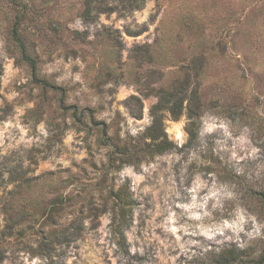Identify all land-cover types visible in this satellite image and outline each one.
<instances>
[{
	"label": "rangeland",
	"instance_id": "rangeland-1",
	"mask_svg": "<svg viewBox=\"0 0 264 264\" xmlns=\"http://www.w3.org/2000/svg\"><path fill=\"white\" fill-rule=\"evenodd\" d=\"M105 2L26 13L38 78L57 90L20 58L0 0V264H208L231 247H252L250 262L264 238V0ZM178 85L197 88L201 114L186 100L158 111L174 146L147 154L159 91ZM123 144L136 163L119 162Z\"/></svg>",
	"mask_w": 264,
	"mask_h": 264
},
{
	"label": "trees",
	"instance_id": "trees-1",
	"mask_svg": "<svg viewBox=\"0 0 264 264\" xmlns=\"http://www.w3.org/2000/svg\"><path fill=\"white\" fill-rule=\"evenodd\" d=\"M36 0H10L11 8L15 10L17 13L12 23V27L9 31L10 39L16 45L20 58L24 60L29 66L32 76L34 80L38 82H43L46 86L50 88L62 90L60 87L54 86L51 83L40 80L38 78L37 73V62L35 58L28 52L26 47L25 36L21 30V26L24 22V18L27 16L26 13L30 11L34 12L37 10V5L35 4ZM92 0H84L83 10L81 13H99L102 11H109L113 9V6L108 5L106 0H96L99 5L95 7H91ZM109 1H117L123 4L124 8H137L140 6L141 0H109ZM104 4V5H103ZM1 72V65H0ZM186 84V83H185ZM180 85L172 87L170 90H160L159 100L157 104L154 106L153 113L154 117L152 123L144 130V132L139 136V138H149L150 142H144L145 148H142L147 152V154H157L162 153L174 145L171 141H169L165 135V132L162 130L161 126V118L158 113L161 109H167L172 116H179L184 107L183 101L186 100V113L189 119L193 121L198 118L201 114L202 101L199 95L197 88H192L187 95H177V93H182L179 89ZM62 104V102H61ZM63 109L75 108L70 105H61ZM107 141L111 138L106 137ZM109 142V141H108ZM110 143V142H109ZM111 144V143H110ZM133 149H129L126 144L119 146L118 151V160L120 163H136L139 160L138 148L135 145H132ZM145 154V153H144ZM255 195H257L258 199L264 205V190L254 191ZM262 242V246L260 247L259 253L255 257H251L250 262H245L242 259L244 255H250L252 247H248L247 249H236L235 247L224 248L217 254H213L211 257V262L208 264H264V238L260 240ZM250 250V252L248 251Z\"/></svg>",
	"mask_w": 264,
	"mask_h": 264
}]
</instances>
